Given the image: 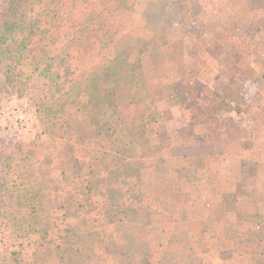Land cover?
<instances>
[{"label": "trees", "instance_id": "trees-1", "mask_svg": "<svg viewBox=\"0 0 264 264\" xmlns=\"http://www.w3.org/2000/svg\"><path fill=\"white\" fill-rule=\"evenodd\" d=\"M0 11L12 15L0 32L2 78L32 105L46 135L28 145L20 163L0 150V264H152V219L175 224L188 216L183 197L169 203L142 183L144 162L155 160L163 172L164 152L189 166L223 155L222 135L237 130L230 109L240 113L243 101H229L231 92L191 100L178 91L185 125L174 144L161 145L163 93L157 75L148 76L159 67L143 63L145 47L130 36L124 52L106 55L118 35L112 8L88 0H1ZM227 226L233 240L222 237L226 231L215 236L244 259L249 247L234 230L242 225ZM257 228L252 245L264 251V228ZM187 253L153 264H185L192 247Z\"/></svg>", "mask_w": 264, "mask_h": 264}, {"label": "rangeland", "instance_id": "rangeland-1", "mask_svg": "<svg viewBox=\"0 0 264 264\" xmlns=\"http://www.w3.org/2000/svg\"><path fill=\"white\" fill-rule=\"evenodd\" d=\"M88 2L114 10L118 35L106 55L124 52L123 37L130 36L145 47L143 63L159 67L148 73L157 75L163 93L157 108L166 130L156 137L159 144H174L176 131L185 125L178 91L191 100L231 92L229 101H243L240 113L230 109L237 130L222 135L223 155L198 157L189 166L164 152L163 172L155 160L144 162L142 183L169 203L183 197L181 207L188 216L175 224L161 215L152 219L151 239L146 240L149 261L188 255L192 247L194 254L185 264H264V251L252 245L259 237L257 225L264 228V107H257L264 105V0ZM11 18L0 11V32ZM2 72L0 67V150L10 151L20 163L28 145L44 141L46 135L35 109L8 88ZM2 197L0 191V211ZM238 223L242 226L234 230L249 247L244 259L223 240L234 239L227 225ZM221 231H226L223 238L215 236ZM245 233H250L248 239Z\"/></svg>", "mask_w": 264, "mask_h": 264}]
</instances>
